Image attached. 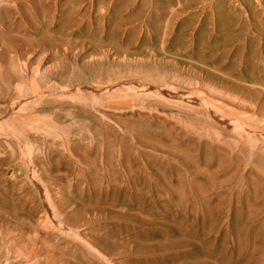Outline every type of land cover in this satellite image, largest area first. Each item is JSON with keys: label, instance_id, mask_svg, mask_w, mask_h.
Returning <instances> with one entry per match:
<instances>
[{"label": "rangeland", "instance_id": "1", "mask_svg": "<svg viewBox=\"0 0 264 264\" xmlns=\"http://www.w3.org/2000/svg\"><path fill=\"white\" fill-rule=\"evenodd\" d=\"M244 2L0 0V264H264Z\"/></svg>", "mask_w": 264, "mask_h": 264}, {"label": "bare ground", "instance_id": "2", "mask_svg": "<svg viewBox=\"0 0 264 264\" xmlns=\"http://www.w3.org/2000/svg\"><path fill=\"white\" fill-rule=\"evenodd\" d=\"M242 1H243V0H242ZM258 1H259V0H258ZM245 2H246V0H245ZM245 2H244V3H245ZM247 2H248V1H247ZM247 2H246V3H247ZM256 2H257V1H256ZM232 5H233V4H232ZM257 5H258V4H257ZM230 10H231V9H230ZM235 10H236V9H235ZM232 11H233V10H232ZM258 11H260V10H258ZM235 12H236V11H235ZM237 12H238V11H237ZM260 12H261V11H260ZM236 14H237V13H236ZM237 15H238V14H237ZM64 22H65V21H64ZM70 22H71V21H70ZM61 26H62V25H61ZM64 27H65V26H64ZM64 27H62V28H64ZM80 82H81V81H80ZM79 84H80V83H79ZM209 203H210V202H209ZM149 208H150V207H149ZM149 210H150V209H149ZM209 213H210V212H209ZM182 220H183V219H182ZM182 220H180V222H181ZM181 223H182V222H181ZM137 224H138V223H137ZM151 224H152V226H153L155 223H154V224L151 223ZM151 224H150V225H151ZM182 224H183V223H182ZM146 225H147V224H146ZM146 225H145V226H146ZM156 225H157V224H156ZM139 226H140V224H139ZM142 226H143V224H142ZM177 226H178V225H177ZM180 226H181V225H180ZM184 226H185V225H184ZM150 227H151V226H150ZM178 227H179V226H178ZM182 227H183V226H182ZM146 228H147V227H146ZM206 228H207V227H206ZM154 229H155V228H154ZM181 229H182V228H181ZM233 229H234V228H233ZM144 230H145V229H144ZM152 230H153V229H152ZM134 231H135V229H134ZM136 231L138 232L137 229H136ZM136 231H135V233H136ZM149 231H151V229H150ZM161 231H162V230H161ZM161 231H160V232H161ZM132 232H133V230H132ZM146 232H148V231H146ZM152 232H154V231H152ZM160 232H159V230H158V232H155V233H158V234H159ZM162 233L164 234L165 232L162 231ZM162 233H161V234H162ZM131 234H134V233H131ZM139 234H140V233H139ZM139 234H138V235H139ZM145 234H147V233H145ZM145 234H144V235H145ZM158 234H157V235H158ZM166 234H167V233H166ZM166 234H164V235H166ZM128 235H129V233H128ZM138 235H137V236H138ZM147 235H148V234H147ZM147 235H145L144 237H146ZM132 236H133V235H132ZM132 236H131V237H132ZM135 236H136V234L134 235V237H135ZM139 236H140V235H139ZM141 236H142V233H141ZM148 236H149V235H148ZM174 236H175V235H174ZM174 236H173V237H174ZM144 237H143V239H141V241L145 239ZM164 237L166 238V236H164ZM164 237H163V238H164ZM167 237H169V235H168ZM171 237H172V236H171ZM128 238H129V236H128ZM141 238H142V237H141ZM165 238H164V239H165ZM175 238H176V237H174V239H175ZM136 239H137V237H136ZM148 239H149V238H148ZM148 239H146V240H148ZM172 239H173V238H172ZM176 239H178V238H176ZM179 239H180V238H179ZM133 240H135V239H133ZM137 240H138V239H137ZM137 240H136V241H137ZM162 240H163V239H162ZM170 240H171V239H170ZM180 240H181V239H180ZM201 240H202V239H201ZM201 240H199L200 243H202ZM149 241H151V240L149 239ZM204 241H205V240H204ZM134 242H135V241H134ZM142 242H143V241H142ZM142 242H140V243L142 244ZM154 242H155V241H154ZM160 242H162V241L160 240ZM173 242H175V241L173 240ZM173 242L171 243V241H170L171 244H174ZM131 243H132V242H131ZM167 243H168V242H167ZM176 243H177V242H176ZM176 243H175V244H176ZM185 243H186V242H185ZM135 244H136V243H135ZM145 244H146V242H145ZM147 244H148V242H147ZM157 244H159V242H158ZM175 244H174V245H175ZM137 245H138V243H137ZM143 245H144V243H143ZM150 245H151V244H149V246H150ZM153 245L155 246V244H153ZM178 245L182 246L183 244H181V243L179 242V243L176 244L177 247H175V248H178ZM145 246H146V245H145ZM145 246H142V247H145ZM161 246H162V245H161ZM164 246H165V245H164ZM180 246H179V247H180ZM184 246H185V245H184ZM184 246H182V247H184ZM137 247H138V246H137ZM155 247H156V246H155ZM169 247H172V246H170V244H169ZM145 248H146V247H145ZM147 248H148V247H147ZM186 248H188V246H187ZM206 248H207V242H204V243L202 244V249H206ZM151 249H152V248H151ZM162 249H163V248H162ZM172 249H173V247H172ZM179 249H182V248H179ZM179 249H178V250H179ZM184 249H185V248H184ZM153 250H154V248H153ZM155 250H157V248H155ZM142 251H143V250H142ZM157 251H158V250H157ZM160 251H161V250H160ZM163 252H165V251L162 250V253H163ZM166 252H167V251H166ZM220 252H221V253H222V252L224 253V251H222V250H221ZM146 253H147V252H146ZM153 254H154V253H153ZM156 254H157V253H155V255H156ZM159 254H161V253H159ZM168 254H169V253H168ZM143 255H145V254H143ZM183 256H184V255H183ZM216 256H220V259H221L222 254H218V255H216ZM166 257H167V256H166ZM177 257H178V256H177ZM223 257H224V256H223ZM223 257H222V259H223ZM172 258H173V257H172ZM184 258H185V257H184ZM184 258L182 257V259H184ZM227 258H228V256H227ZM178 259H180V258H178ZM222 259L220 260V262H222ZM170 260H171V259H170ZM203 260H204V259H203ZM203 260H202V261H203ZM176 261H177V258H176ZM184 261H185V260H184ZM202 261H201V262H202ZM173 262H175V261L173 260ZM179 262H180V261H179ZM205 262H207V261H205ZM223 262L226 263V261H223ZM152 263H153V262H151L150 264H152ZM158 263H159V262H158ZM224 263H223V264H224ZM123 264H124V263H123ZM127 264H128V263H127ZM148 264H149V263H148ZM175 264H176V263H175ZM178 264H179V263H178ZM182 264H183V263H182ZM199 264H201V263H199ZM204 264H206V263H204ZM218 264H219V263H218ZM227 264H228V263H227Z\"/></svg>", "mask_w": 264, "mask_h": 264}]
</instances>
